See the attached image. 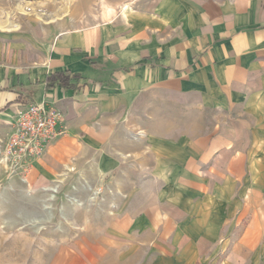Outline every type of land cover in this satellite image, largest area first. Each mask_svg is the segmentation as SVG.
<instances>
[{
	"label": "crops",
	"instance_id": "obj_1",
	"mask_svg": "<svg viewBox=\"0 0 264 264\" xmlns=\"http://www.w3.org/2000/svg\"><path fill=\"white\" fill-rule=\"evenodd\" d=\"M56 42L66 45L62 58L34 82H0V141L28 104L44 103L63 115L65 134L34 161L27 180L43 185L56 177L54 161L73 153L70 143L77 142L84 119H113L154 92L194 97L226 120L156 170L177 172L180 182L194 180L204 195L210 192L211 202L223 201L224 192L214 196V187H239L241 210L226 218L243 224L220 264H264V0H158L152 10L70 31ZM65 70L79 74L78 88L46 89V78ZM226 194L228 204L232 195ZM186 213L180 205L155 210L148 201L140 215L126 217L130 222L121 235L132 238L145 230L175 245L176 254L163 257V264H196L215 234L204 222L209 217L198 223Z\"/></svg>",
	"mask_w": 264,
	"mask_h": 264
},
{
	"label": "rangeland",
	"instance_id": "obj_2",
	"mask_svg": "<svg viewBox=\"0 0 264 264\" xmlns=\"http://www.w3.org/2000/svg\"><path fill=\"white\" fill-rule=\"evenodd\" d=\"M157 2L0 0V21L12 25L0 30V82H34L62 58L66 45L56 42L61 34L125 21ZM22 4L24 12L18 10ZM222 117L194 97L154 92L113 119L92 116L79 123L73 153L54 161L56 177L43 185L10 175L0 163V264H163V257L176 254L172 242L145 230L132 238L121 235L130 222L126 217L140 215L148 201L155 210L185 207L190 221L209 217L204 222L215 236L196 264H220L243 224L226 218L241 210L239 187H214V196L224 192L223 201L211 202L210 192L204 195L194 180L180 182L177 172L156 169L169 166L180 148L192 149ZM226 191L232 195L228 204Z\"/></svg>",
	"mask_w": 264,
	"mask_h": 264
},
{
	"label": "built area",
	"instance_id": "obj_3",
	"mask_svg": "<svg viewBox=\"0 0 264 264\" xmlns=\"http://www.w3.org/2000/svg\"><path fill=\"white\" fill-rule=\"evenodd\" d=\"M63 115L44 103L28 104L16 115L12 131L0 141V163L12 176L26 181L34 161L48 145L65 134Z\"/></svg>",
	"mask_w": 264,
	"mask_h": 264
},
{
	"label": "trees",
	"instance_id": "obj_4",
	"mask_svg": "<svg viewBox=\"0 0 264 264\" xmlns=\"http://www.w3.org/2000/svg\"><path fill=\"white\" fill-rule=\"evenodd\" d=\"M80 76L79 74H73L68 70L59 71L50 74L45 80V87L52 88L58 86L62 89H77V83L75 82Z\"/></svg>",
	"mask_w": 264,
	"mask_h": 264
},
{
	"label": "bare ground",
	"instance_id": "obj_5",
	"mask_svg": "<svg viewBox=\"0 0 264 264\" xmlns=\"http://www.w3.org/2000/svg\"><path fill=\"white\" fill-rule=\"evenodd\" d=\"M25 6L22 4V5H20V6H18V10L19 11H21V12H24V10H25V8H24ZM41 17V16H40ZM13 27H14V25H13ZM16 27V26H15ZM0 29L1 30H10V29H12V25H8V24H5V22H1L0 21ZM54 189V188H53Z\"/></svg>",
	"mask_w": 264,
	"mask_h": 264
}]
</instances>
